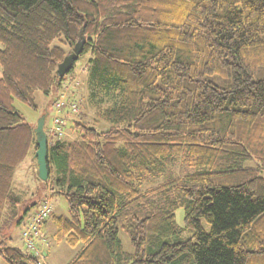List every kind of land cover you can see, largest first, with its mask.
I'll list each match as a JSON object with an SVG mask.
<instances>
[{
    "label": "trees",
    "instance_id": "obj_1",
    "mask_svg": "<svg viewBox=\"0 0 264 264\" xmlns=\"http://www.w3.org/2000/svg\"><path fill=\"white\" fill-rule=\"evenodd\" d=\"M81 28L86 83L112 104L98 130L72 97L74 138L48 137L53 241L81 246L67 264H264V0H0V258L38 264L6 235L38 205L13 189L37 149L13 103L61 89Z\"/></svg>",
    "mask_w": 264,
    "mask_h": 264
},
{
    "label": "rangeland",
    "instance_id": "obj_2",
    "mask_svg": "<svg viewBox=\"0 0 264 264\" xmlns=\"http://www.w3.org/2000/svg\"><path fill=\"white\" fill-rule=\"evenodd\" d=\"M59 44V43H55ZM61 45V44H60ZM68 53L69 50L66 46H62ZM71 52V50H70ZM90 54H85L78 58V61L75 62L74 70L70 76L62 81L61 89L58 91L53 88L49 96L43 95L41 92L37 91L34 93L35 103L37 109H31L26 104L14 101L13 105L15 109L22 115L25 122L34 126V129L37 125L38 120L44 116V130H47L48 125L50 124L51 117L53 116L52 103L54 99L58 96L57 94L64 92L67 94L68 98L72 100V97L80 103L83 108L79 112L81 116L85 115V120L90 122L98 130H103L108 127V124L100 121L97 112L110 107L112 103L106 97L93 98L91 95V89L86 83L87 81V72L86 64ZM71 118V117H70ZM70 125V123H69ZM66 138H74L72 133L68 132V122L66 124ZM247 166H254L252 162H247ZM35 170V171H34ZM37 171V162L34 158V155L29 154L28 158L18 167L15 172L13 180V189L16 194H18L23 200V207H28L31 203L42 202L44 200L48 201L52 207L53 213L56 217L67 216V204L63 197L61 196H50L46 186L42 181L35 179V173ZM178 170L175 169V173ZM37 174V173H36ZM178 174V173H177ZM160 180H153L147 183L144 188L148 189L160 183ZM37 206V205H36ZM35 209L33 207L31 210ZM176 223L182 225L183 212L181 209L176 210L175 212ZM202 226L205 231L209 230V226L202 222ZM23 228V222L20 225L13 226L6 235L10 237L11 246L18 248L20 251L24 252L25 248L23 247L20 236ZM48 240V243H38L37 248L41 251L42 259L45 258V262L48 264H67L70 260L74 258L77 252L80 250V245L72 248L67 246L64 242H52L50 236L44 235ZM119 239L122 242L123 248L126 251H131V248L128 244V239L122 232L119 233ZM52 242V244H51ZM47 246H49L47 248ZM0 264H7L4 260L0 258Z\"/></svg>",
    "mask_w": 264,
    "mask_h": 264
},
{
    "label": "built area",
    "instance_id": "obj_3",
    "mask_svg": "<svg viewBox=\"0 0 264 264\" xmlns=\"http://www.w3.org/2000/svg\"><path fill=\"white\" fill-rule=\"evenodd\" d=\"M52 103L53 116L46 134L49 138L63 139L65 136L64 122L62 114L67 111L70 114L78 112L76 102L68 98L67 94L61 92ZM52 207L48 201H42L31 212L30 216L23 224L20 240L23 247L30 255L38 259V264L42 263L41 251L37 248L38 243H48V240L42 234L43 224L52 216Z\"/></svg>",
    "mask_w": 264,
    "mask_h": 264
},
{
    "label": "water",
    "instance_id": "obj_4",
    "mask_svg": "<svg viewBox=\"0 0 264 264\" xmlns=\"http://www.w3.org/2000/svg\"><path fill=\"white\" fill-rule=\"evenodd\" d=\"M85 44V37L83 33V28L78 32L77 42L72 47L71 52L66 55L63 60L57 65L55 76L58 78H64L65 75L71 71L74 63L77 61L78 57L83 51ZM44 121L45 118L42 116L34 129L35 140H36V151L34 153V158L37 162V177L40 181L45 182L48 178V169H47V136L44 131Z\"/></svg>",
    "mask_w": 264,
    "mask_h": 264
},
{
    "label": "crops",
    "instance_id": "obj_5",
    "mask_svg": "<svg viewBox=\"0 0 264 264\" xmlns=\"http://www.w3.org/2000/svg\"><path fill=\"white\" fill-rule=\"evenodd\" d=\"M35 171V170H34ZM56 216L54 215V213L52 214V217L49 219V220H47L45 223H44V225L42 226V232H43V234L44 235H47V236H50L51 237V239H52V242H54L53 241V235H54V233H55V230H56V228H55V225H54V218H55ZM52 242H51V244H52ZM49 246H47V248H48ZM44 260V264H48L47 262H45V258L43 259Z\"/></svg>",
    "mask_w": 264,
    "mask_h": 264
}]
</instances>
